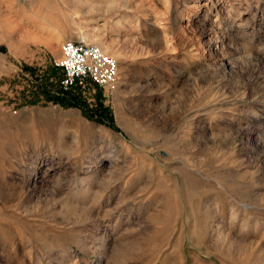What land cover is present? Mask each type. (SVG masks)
Segmentation results:
<instances>
[{
  "label": "rangeland",
  "instance_id": "rangeland-1",
  "mask_svg": "<svg viewBox=\"0 0 264 264\" xmlns=\"http://www.w3.org/2000/svg\"><path fill=\"white\" fill-rule=\"evenodd\" d=\"M0 264H264V0H0Z\"/></svg>",
  "mask_w": 264,
  "mask_h": 264
},
{
  "label": "built area",
  "instance_id": "built-area-1",
  "mask_svg": "<svg viewBox=\"0 0 264 264\" xmlns=\"http://www.w3.org/2000/svg\"><path fill=\"white\" fill-rule=\"evenodd\" d=\"M61 57L56 65L61 69L59 87L62 93L84 88L87 83L97 88L113 87L119 77L116 58L96 44L82 40H65L60 46Z\"/></svg>",
  "mask_w": 264,
  "mask_h": 264
},
{
  "label": "bare ground",
  "instance_id": "bare-ground-1",
  "mask_svg": "<svg viewBox=\"0 0 264 264\" xmlns=\"http://www.w3.org/2000/svg\"><path fill=\"white\" fill-rule=\"evenodd\" d=\"M98 46V45H97ZM100 47V46H99Z\"/></svg>",
  "mask_w": 264,
  "mask_h": 264
}]
</instances>
